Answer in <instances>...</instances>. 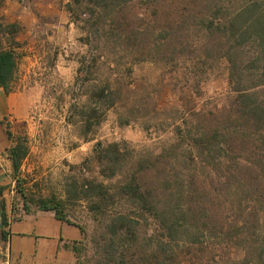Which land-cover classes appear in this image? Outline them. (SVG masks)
Wrapping results in <instances>:
<instances>
[{"label": "rangeland", "instance_id": "374dc122", "mask_svg": "<svg viewBox=\"0 0 264 264\" xmlns=\"http://www.w3.org/2000/svg\"><path fill=\"white\" fill-rule=\"evenodd\" d=\"M67 2L0 0V23L19 25L15 36L18 41V70L10 85V92L27 90L30 105L24 117H15L11 113L0 115V126L6 138V132L10 133L8 147L17 140L26 146L27 153L21 160L17 175L29 198L27 206L30 212L37 210L34 200L53 194L66 201L63 216L71 221L66 222L83 229L78 239L80 242L75 243L76 252L68 249L67 256L49 259L45 264H93L95 242L101 237L102 219L97 210L91 208L93 204L89 200L77 199L75 195L80 193L81 184L86 180L93 184L102 182L108 185L115 184L121 175L118 168L112 179L101 172L102 164L99 163L98 154L93 152L95 144L118 142L124 153L123 172L138 156L146 158L162 150L174 151L170 156L171 160L176 155L170 161L174 169L170 165L169 171L179 172L183 176L189 164L187 154L181 150L184 144L181 143L177 126H183L184 121L193 124L196 121L194 112L197 111L206 113L210 121L219 126L237 124L226 116L235 107L237 93L229 81L228 61L216 54L210 31L200 26L198 19L185 29L172 21L168 27L166 23L169 20L160 17L161 23L167 27L165 30L169 39L163 48L154 44L149 52L138 56L133 48L135 39H132L128 44V52L119 54L117 33L121 32V25L120 20L117 22L112 19L115 11L102 12L99 19L91 20L96 21L97 30L88 28L90 43L86 44L83 40L86 36L83 17L89 15L83 14L77 20L71 18ZM130 3L125 10L124 23L127 28L131 25L135 28L148 26L149 15H142L143 19L135 16L143 12L144 6L138 0ZM171 13L172 10H168L165 15L172 16ZM145 32L148 34L147 39L153 41L155 38L151 33L155 36L157 29L152 31L149 27ZM105 48L109 49L110 58L103 54ZM89 53L92 56L93 53H100L102 56L92 64L86 62L93 61L89 57L82 69L78 70L83 56ZM107 73H111L110 77L116 78L119 85L116 101L104 111L94 130L88 132L91 137L83 139L85 126L75 112L81 109L75 108H80L83 97H86L83 92H86L84 85L89 83L87 81L106 77ZM257 90L259 98L264 100V86ZM80 95H83L82 98ZM244 155L240 154L239 157ZM0 163V185L4 187L1 199L5 203L8 222L4 229L8 231L10 222L24 216V202L17 192V181L13 177L11 165L5 171V165L1 160ZM216 189L213 190L220 195L222 206H216L217 201H213L206 216L210 220L215 218L218 228H221V223L225 221L232 223L238 220L240 212L231 203V192L234 190L227 192L224 187ZM125 202L124 199L114 204L110 201L108 211L124 207ZM246 203L242 201L241 209ZM216 209L218 214L215 215ZM257 209L260 223L264 222V202ZM154 223L149 217L142 218L141 234L147 236L152 233ZM258 224L246 233L231 236L226 235L225 229L220 234L215 228L216 236L203 237L201 242L194 244L203 250H192L191 255L185 253L182 262L250 264V258L247 260L244 256L249 251L255 264H264V254L257 260L261 251L255 250L258 242L264 238V228ZM244 233L246 238L243 240ZM0 264H23L18 257H11L7 242L3 245L0 241Z\"/></svg>", "mask_w": 264, "mask_h": 264}, {"label": "trees", "instance_id": "16d2710c", "mask_svg": "<svg viewBox=\"0 0 264 264\" xmlns=\"http://www.w3.org/2000/svg\"><path fill=\"white\" fill-rule=\"evenodd\" d=\"M131 1L68 0L66 7L75 20L82 18L83 14L89 15L87 18L83 17L86 29L83 40L86 44L90 43L88 28L97 30L96 21L91 20L99 19L102 12L115 11L112 19L117 22L120 20L121 25V32L117 33L119 54H126L129 42L135 39L133 48L138 56L149 52L154 44L163 48L168 43L167 27L161 23L160 17L169 20L166 23L168 27L172 21L185 29L193 20L198 19L200 26L210 31L216 54L228 61L229 81L237 94L234 99L235 107L226 116L237 124L219 126L213 124L206 113L197 111L194 112L196 121L193 124L184 121L183 126L178 125L177 131L184 144L181 150L187 154L189 164L183 176L179 172L169 171L170 165L174 169L170 162L172 158H176L175 155L170 160L174 151L162 150L146 158L138 156L123 172L124 153L120 144L109 142L104 145L98 142L93 152L98 154L99 163L102 164L101 172L112 179L118 168L120 178L115 184L108 185L102 182L93 184L86 180L81 184L80 193L75 196L77 199L89 200L93 204L91 208L96 209L102 219V232L95 242L93 264H184L182 256L185 253L193 254L192 250L202 251L201 246L194 244L201 242L203 237L216 236L215 228L220 234L225 229L228 236L246 233L257 223L264 228L257 209L264 202V100L259 98L257 90L264 86V0H138L144 10L135 16L143 19L142 15H149L150 23L147 25L152 31L157 29L155 36L151 33L155 38L153 41L147 39L145 31L148 26L135 28L131 25L127 28L124 23L125 10L129 8ZM160 8L163 9L160 11ZM168 10H172V16L165 15ZM86 11L89 13H85ZM98 26L104 29L103 26ZM18 28L16 23H0V88L6 92L10 91L18 70V41L15 37ZM103 54L107 58L111 56L108 48H105ZM100 56V53H93V56L92 53L85 54L78 70L82 69L89 57L93 61L86 62L92 64ZM110 76L111 73H107L106 77L92 78L84 85L86 92L83 94L86 97H83L80 108H75L81 109L75 112L85 126L82 131L83 139L91 137L88 132L94 130L104 111L116 101L119 85L116 78ZM6 136L10 137L8 131ZM26 153V146L21 140L7 148L13 177L17 181V192L24 202V212L29 213L27 204L30 201L17 175ZM244 153V156L239 157ZM176 186L179 188L176 189ZM218 187L226 188L227 192L234 190L231 192V203L240 212L238 220L242 219L232 223L225 221L226 223H221V228H218L213 215L211 220L206 216L213 201H217L216 206L221 205L220 195L213 190ZM3 190L4 187L0 185L1 194ZM246 196L248 199H245ZM120 199L126 200L125 206L108 211V203H118ZM243 200L248 204L241 209ZM1 202L0 241L5 245L9 232L4 229L8 222L3 198ZM33 202L38 210L52 211L57 219L71 222L63 216L64 199L52 194L40 196ZM147 217L155 222V228L152 233L143 236L141 220ZM79 228L83 232L82 227ZM245 238L246 234L243 240ZM77 242L80 240L65 242L63 247L76 252ZM184 245L186 247L181 249ZM255 250H259V253L261 251L257 259L260 260L264 254V238L258 242ZM244 256L247 260L250 258V264H255L249 251Z\"/></svg>", "mask_w": 264, "mask_h": 264}, {"label": "crops", "instance_id": "0c3cea01", "mask_svg": "<svg viewBox=\"0 0 264 264\" xmlns=\"http://www.w3.org/2000/svg\"><path fill=\"white\" fill-rule=\"evenodd\" d=\"M29 106L27 90L6 92L0 88V115L11 113L15 117H24ZM8 146L0 126V160L5 165V171L10 167L6 152ZM8 232L11 257H18L23 264H45L49 259L65 257L69 251L63 244L81 236L77 225L57 219L52 211L38 209L10 222Z\"/></svg>", "mask_w": 264, "mask_h": 264}, {"label": "water", "instance_id": "95a60500", "mask_svg": "<svg viewBox=\"0 0 264 264\" xmlns=\"http://www.w3.org/2000/svg\"><path fill=\"white\" fill-rule=\"evenodd\" d=\"M2 224V202H1V192H0V226Z\"/></svg>", "mask_w": 264, "mask_h": 264}]
</instances>
